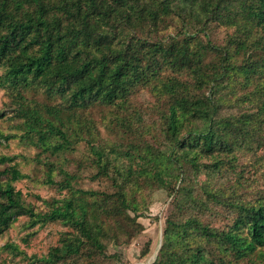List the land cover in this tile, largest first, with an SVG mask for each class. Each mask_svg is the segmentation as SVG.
<instances>
[{
	"label": "trees",
	"instance_id": "trees-1",
	"mask_svg": "<svg viewBox=\"0 0 264 264\" xmlns=\"http://www.w3.org/2000/svg\"><path fill=\"white\" fill-rule=\"evenodd\" d=\"M171 12L185 26L199 20L203 33L210 21L234 26L235 31L221 47L209 40L201 42L195 32L187 33L182 40L147 38L144 27H155L162 15ZM136 30L143 33L134 34ZM208 51L215 54V61H204ZM261 51L264 0H0V83L15 91L16 113L25 117L26 133L35 146L52 152L70 147L71 117L65 122L63 111L94 102H122L137 85L160 82L157 88L169 97L164 118L170 144L167 153L147 156L140 167L139 173L152 181L166 183L169 177L177 176L174 162L181 158L197 167L198 157L212 156L209 165L219 168L223 156L230 163L236 149L249 146L256 139L257 122L264 124V84L259 78L264 72ZM241 52L246 58L236 63L234 57ZM166 68L189 74L197 87L206 88L207 93L191 94L188 83L175 77L160 80L159 73ZM32 82L44 87L48 96L61 100L45 109L47 116L28 105L21 95V86ZM232 82L255 84L249 101L254 100L255 94L259 96L256 112L237 117L220 115V105L225 101L222 89ZM3 115L0 112V117ZM50 117L61 121L56 124ZM10 137L0 131V145ZM52 138L59 141L52 142ZM89 146L97 173L106 175L110 159L99 146ZM13 160L14 156L0 153V165ZM45 166L43 182L66 188L68 194L51 199L35 195L47 208L37 212L24 202L21 190L0 182V235L21 215H26L32 224L59 221L71 231L61 234L58 245L45 256L35 257L38 262L66 264L81 257L93 260L96 255L117 258L115 253L106 254L101 239L106 233L104 217H120L132 205L124 184L114 178L117 190L112 193L75 188L74 174L50 162ZM55 169L62 177L59 181L53 178ZM134 171L128 166L125 172L116 169V174L119 178H132ZM1 176L10 180L29 177L15 164L0 170ZM203 193L237 210L233 231L216 229L197 215L179 220L166 218L152 264H232L240 259L264 264V200L232 203L208 188H203ZM193 203L200 211L207 207L203 199ZM4 247L20 252L13 243ZM148 252L149 242L140 255L144 257Z\"/></svg>",
	"mask_w": 264,
	"mask_h": 264
},
{
	"label": "rangeland",
	"instance_id": "rangeland-1",
	"mask_svg": "<svg viewBox=\"0 0 264 264\" xmlns=\"http://www.w3.org/2000/svg\"><path fill=\"white\" fill-rule=\"evenodd\" d=\"M201 24L199 20H192L190 26H185L175 12H171L162 15L155 27H144L142 31L145 30L144 34L150 40H182L187 33L195 32L196 39L203 43L209 40L220 47L226 45L227 37L235 31L234 26L210 21L203 33ZM142 31L136 30L134 34L139 35ZM195 40H192L193 44ZM231 52H234L233 47ZM259 53L264 56V51ZM245 58L246 55L241 52L235 55L234 61L239 63ZM203 59L211 62L217 58L213 52L208 51ZM2 73L3 68L0 67V75ZM169 77L188 83L191 94L207 93L206 88L200 90L192 77L184 71L166 68L159 73L160 80ZM259 78L264 84V72ZM157 86H160V82L153 80L151 84L134 87L122 102L119 99L109 104L94 102L63 111L62 118L65 122L71 117L69 126L72 143L68 148L52 152L35 146L29 140L23 124L25 117L16 113L15 91L0 83V112L4 114L0 117V131L11 135L0 145V153L14 156L11 163L0 165V170L9 164H15L22 173L29 175L20 180L1 176L0 182L21 190L24 202L32 205L35 211L43 212L47 208L35 195L51 199L68 194L66 188L61 189L43 182L46 175L45 163L50 162L75 175L72 181L75 188L112 193L117 190L116 178L124 184L123 189L132 204L120 217H104L106 233L101 241L106 254L115 253L117 258L96 255L93 260L81 257L75 261L69 260L66 264H152L158 245L161 244L166 218L179 220L197 215L204 223L216 229L232 230L237 210L208 198L203 193V188L217 192L226 202L250 204L264 200V124L259 122L255 126L256 139L249 146L236 149L234 157L229 159L230 163H226L227 157L223 156L219 168L209 165L213 160L212 156H200L197 167L192 166L185 158L174 162L173 172L177 176L169 177L166 183L152 181L139 173L147 156L167 153L170 144L165 133L164 118L169 97ZM254 86V83L243 86L232 82L224 87L222 95L225 101L220 105V115L237 117L256 112L259 96L255 94L252 98L254 100L249 101ZM19 90L24 101L31 107L42 110L45 116V109L61 102L57 96H48L44 87L35 82L22 85ZM50 118L56 124L61 121L56 117ZM51 140L59 141L58 138ZM89 143L102 148L110 159L106 175L97 173ZM38 158L40 162L37 161ZM128 166L133 167L135 176L119 178L116 169L125 172ZM56 172L57 169L54 170L53 178L59 181L62 177ZM196 199H203L207 204L206 209L200 211L201 209L194 208L193 200ZM68 231L71 228L59 221L32 224L26 215H21L0 235V264H43L35 257L45 256L51 247L58 245L61 234ZM242 233H245L244 229ZM147 242L149 252L142 257L140 252ZM6 243L17 245L20 252L5 248ZM232 264L249 263L246 259H240Z\"/></svg>",
	"mask_w": 264,
	"mask_h": 264
},
{
	"label": "water",
	"instance_id": "water-1",
	"mask_svg": "<svg viewBox=\"0 0 264 264\" xmlns=\"http://www.w3.org/2000/svg\"><path fill=\"white\" fill-rule=\"evenodd\" d=\"M158 246H160V245H158Z\"/></svg>",
	"mask_w": 264,
	"mask_h": 264
}]
</instances>
